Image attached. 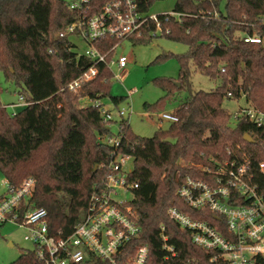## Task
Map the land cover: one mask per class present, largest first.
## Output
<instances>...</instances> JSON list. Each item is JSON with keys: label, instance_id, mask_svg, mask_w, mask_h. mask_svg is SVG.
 Instances as JSON below:
<instances>
[{"label": "trees", "instance_id": "trees-1", "mask_svg": "<svg viewBox=\"0 0 264 264\" xmlns=\"http://www.w3.org/2000/svg\"><path fill=\"white\" fill-rule=\"evenodd\" d=\"M109 1L90 0L92 12H99ZM158 1L164 0H139L141 11L149 13ZM70 3L0 0V73L17 85L27 103L13 116L0 101V172L14 190L27 179L35 181L31 198L18 209L19 221L28 209L43 208L50 235L70 236L83 220L91 195L105 186L110 175L114 149L99 139L118 136L117 152L132 158L129 181L138 185L128 205L137 215L140 234L126 257L147 245L148 264H185L191 259L211 264L212 253L193 244L191 233L181 230L168 211L176 208L193 220L215 224L213 214L190 208L178 189L187 179L204 181V168L242 153L251 158L253 168L264 162V127L243 116L232 120L223 106L226 99H244L247 106L264 113V0H226L224 11L221 0H176L172 13L179 18L165 22L159 15L163 32L169 30L162 37L185 45L187 52L175 56L178 78L157 79L155 84L165 94L144 109L160 112L184 92L189 96L171 113L178 121L159 128L152 137L136 135L125 117L116 135L111 128L114 121H106L100 107L83 103L110 97L117 107L128 99L111 95L114 75L107 64L96 65L98 75L81 86L80 97L68 89L94 65L78 56L71 37H60L81 16L70 9ZM154 31L155 23H151L144 37L132 43L152 41ZM249 37L261 43L246 42ZM121 43L106 39L95 46L109 61ZM192 69L219 80V86L211 92L192 93ZM245 135L254 142L246 141ZM256 180L264 183L259 175ZM162 227L176 251L169 259L162 247ZM11 264L43 263L29 250ZM80 264L108 263L90 257ZM257 264H264V259Z\"/></svg>", "mask_w": 264, "mask_h": 264}, {"label": "built area", "instance_id": "built-area-1", "mask_svg": "<svg viewBox=\"0 0 264 264\" xmlns=\"http://www.w3.org/2000/svg\"><path fill=\"white\" fill-rule=\"evenodd\" d=\"M70 9L78 10L81 16L60 37L67 35L82 40L87 48L84 53L78 52V56L94 62L82 77L67 86L79 97L81 86L98 75L96 65L99 63L107 64L112 72L113 67H117L118 74L113 72V75L118 81L122 82L126 76L127 58L114 56L108 61L107 54H103L95 44L106 39L139 41L151 23L156 26V31L150 32L152 38L158 34H169V30L163 32L159 15L141 11L139 0H111L97 13L92 12L90 0H73ZM161 15L165 22L170 17L179 18L175 13ZM215 17L218 18L219 14L216 13ZM246 42L261 43V40L249 37ZM74 45L78 50L76 42ZM133 93L128 91L129 96ZM228 97L232 98V95L228 94ZM26 104L24 97L20 96L19 103L9 107L14 109ZM91 104L100 107L106 121L113 120L111 111L106 110L101 102ZM15 114L12 113L13 116ZM118 114L122 118L129 113L122 109ZM241 116L258 128L264 127V113L252 107L240 108L232 118L237 120ZM160 119L171 123L178 121L171 113H163ZM99 141L114 149L110 175L105 186L91 195L83 220L66 238L50 235L48 213L43 208L28 209L19 221L18 209L31 198L35 188L32 178L15 190L10 188L7 180L3 182L7 193L0 200V224L13 223L25 228L24 240L33 245L32 250L43 264H80L90 257L108 264H148L150 250L147 245L137 247L133 255L126 257L140 234L137 215L128 205L133 198L132 191L138 185L129 181L131 172L123 170L124 161L132 158L117 152L120 147L118 136H107ZM204 172V181L187 179L178 189V195L190 208L213 214L216 223L193 220L176 208L168 211L169 217L181 230L191 233L193 244L212 253L211 264H257L258 259H264V183L256 179L258 175L264 178V162L253 168L251 158L242 153L238 158L217 162L214 168H204ZM127 194L132 198L127 199ZM164 232L162 227V247L166 259H169L176 256V251ZM185 264L200 263L191 259Z\"/></svg>", "mask_w": 264, "mask_h": 264}, {"label": "rangeland", "instance_id": "rangeland-1", "mask_svg": "<svg viewBox=\"0 0 264 264\" xmlns=\"http://www.w3.org/2000/svg\"><path fill=\"white\" fill-rule=\"evenodd\" d=\"M72 2L73 0H64ZM176 0H164L155 2L150 8L149 13L152 15L170 14L173 12ZM226 0H221L220 9L224 11ZM71 40L77 43L79 53H84L87 46L75 37ZM187 52V47L183 44L176 43L159 34L152 41L143 44H133L130 41H124L117 47L115 58L126 57L127 67L125 69L126 76L124 80L118 81L114 79L111 87V95L115 97H128V91H134L132 96L122 101L117 107L114 106L110 97L104 98L101 104L106 110L111 111L113 115V123L111 125L112 132L118 134L119 122L121 117L118 112L122 109L126 110L128 115L125 119L129 120L131 130L138 136L152 137L159 129H167L171 122L161 121L160 116L163 113L170 114L180 105V103L189 96L188 92H184L176 100L168 102L164 109L160 112L148 113L144 109L145 104H155L163 96L164 92L155 84L157 79H177L179 75V64L175 57ZM174 55L166 59L157 60L161 56ZM113 72L118 74L117 67H113ZM192 93L200 91L211 92L215 90L219 84V80H212L192 69L191 74ZM20 89L14 83L7 82L0 73V101L3 105L8 106V112L18 113L22 107L14 109L9 106L19 103ZM84 104H91L90 101L84 100ZM224 108L234 117L239 108L247 106L244 99L234 100L226 99ZM233 120V118H232ZM133 161L125 160L123 170L131 172L133 170ZM5 178L0 172V197L7 193V186L3 185ZM127 199H131L130 194L126 195ZM26 229L19 227L13 223L0 224V264H11L19 258L20 255L33 249V245L24 240Z\"/></svg>", "mask_w": 264, "mask_h": 264}, {"label": "water", "instance_id": "water-1", "mask_svg": "<svg viewBox=\"0 0 264 264\" xmlns=\"http://www.w3.org/2000/svg\"><path fill=\"white\" fill-rule=\"evenodd\" d=\"M245 140L248 141V142H250V143H253L254 142L253 139L249 135H245ZM97 168L98 167L96 166L95 169H94V172H96Z\"/></svg>", "mask_w": 264, "mask_h": 264}, {"label": "crops", "instance_id": "crops-1", "mask_svg": "<svg viewBox=\"0 0 264 264\" xmlns=\"http://www.w3.org/2000/svg\"><path fill=\"white\" fill-rule=\"evenodd\" d=\"M16 113V112H15ZM6 180V179H5ZM2 197V196H1Z\"/></svg>", "mask_w": 264, "mask_h": 264}]
</instances>
